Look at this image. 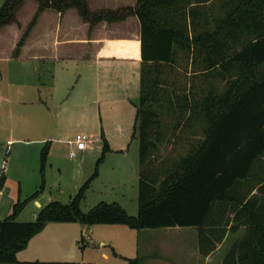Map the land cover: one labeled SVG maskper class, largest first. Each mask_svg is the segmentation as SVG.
<instances>
[{"label":"trees","instance_id":"1","mask_svg":"<svg viewBox=\"0 0 264 264\" xmlns=\"http://www.w3.org/2000/svg\"><path fill=\"white\" fill-rule=\"evenodd\" d=\"M25 1L3 0L0 28L14 23L19 26L16 14ZM33 1L37 8L17 42L14 58L45 10L62 14L75 9L90 26L101 21H122L128 16L138 20L139 96L132 134V139L137 134L139 148L137 215L129 216L116 203L103 202L82 212L80 202L87 182L68 204L50 202L40 207L32 222L15 221L23 204L18 202L12 214L0 221V264H78L17 260L16 255L48 223L121 225L134 231L195 228L203 246L208 243V249H202L203 255L212 253L227 232L235 231L236 207L246 198L237 193L236 182L244 180L253 164L264 157V0H226L224 17L215 29L201 33H193L196 8L212 0H137L134 7L94 13L85 0ZM178 53L195 54L194 61L200 59L202 65L201 73L214 78L234 77L227 79L228 86L220 94L209 90L194 102L184 94L178 98L166 90V69L175 67ZM163 97L166 109H176L178 118L185 116L184 111H191L193 118L203 124V138L177 162L153 172L148 159L154 147L150 137L165 107L159 103ZM103 146L107 151V145ZM47 151L46 143L40 151L41 172ZM96 175L97 167L92 178ZM3 184L0 172V191ZM42 188L43 182L39 191ZM39 191L29 199H35ZM258 247L264 254V242ZM233 250L232 246L224 264H233ZM128 263L137 264V260Z\"/></svg>","mask_w":264,"mask_h":264},{"label":"rangeland","instance_id":"2","mask_svg":"<svg viewBox=\"0 0 264 264\" xmlns=\"http://www.w3.org/2000/svg\"><path fill=\"white\" fill-rule=\"evenodd\" d=\"M225 3L226 0H212L197 7L193 33L212 32L216 23L224 17ZM2 4L3 0H0V7ZM36 8L35 1L26 0L16 14L20 28L15 23L0 28V93L7 92L10 102L9 107L0 103V172L4 175V184L0 191V221L12 214L15 204L23 203L15 221L32 222L40 207L50 202L68 204L86 182L87 188L80 202L82 212H87L103 202L116 203L129 216H136L140 168L137 134L133 139L132 134L139 84L134 65H131V73L124 81L115 79L114 86L110 88L107 96V99L118 102L122 94L127 95L132 104L126 100L127 107L115 105L113 111L109 113L95 107L91 115L87 114L91 120L89 123L79 120L82 114L77 110H61V105L70 99L73 103L78 102L75 95H72L73 82L67 80L62 82L51 97L48 85L50 75L53 74L54 62L48 59L30 60V57L53 56L59 51L52 47L53 41L50 40L53 36L51 30H54L51 26L53 18L51 12L47 11L39 17L20 59L10 58L20 34L31 21ZM194 57L195 54L192 56V53L187 55L178 53L175 67L166 69L169 76L167 92L176 94L178 98L184 94L193 102L204 97L209 90L216 94L222 93L228 86L227 79L230 80L234 76L230 74L224 78H214L212 74L208 76L201 73L200 59L194 61ZM121 83L127 86L121 87ZM164 101L163 97L159 102L165 107L159 117L157 116L156 129L150 137L154 147L150 146L148 159L153 172L177 162L203 138L201 134L203 124L193 118L190 110L184 111L185 116L178 118L176 109L167 110ZM157 107L158 105L154 108ZM103 117L110 122L104 121L103 124ZM56 126L59 131L56 134L51 133ZM105 129L109 136L105 134ZM76 135L86 136L92 143L83 152L76 151L72 157L70 152L74 148L68 141H72ZM107 137H110L113 145H123L127 150L124 157L109 154L110 144ZM57 141L60 144L57 145ZM46 143L47 157L41 172L40 151ZM103 143L107 145V151L103 150ZM50 151L52 156H49ZM95 167L97 175L92 178ZM42 182L43 188L39 191ZM38 191L35 199H29ZM103 228L109 227L94 225L91 228L92 241L98 242L101 236L112 240V233L102 231ZM124 230L130 232L129 229ZM149 232L155 234L153 248L161 252L164 264H203L202 251L208 249V243L203 246L197 229L163 228ZM64 237L67 238L65 254L57 256L39 254L40 257L78 264H86L88 261L93 264L103 263L100 259L102 249L93 245L90 239L84 242L79 235L76 238ZM109 249L110 247L104 248L107 253L110 252ZM224 250L227 251L223 247L212 257V264H222L226 254ZM26 252L29 254L31 251ZM32 255V259L37 257ZM82 260L86 263L80 262Z\"/></svg>","mask_w":264,"mask_h":264},{"label":"crops","instance_id":"3","mask_svg":"<svg viewBox=\"0 0 264 264\" xmlns=\"http://www.w3.org/2000/svg\"><path fill=\"white\" fill-rule=\"evenodd\" d=\"M85 1L89 10L94 13L134 7L137 0ZM47 11L53 15L51 26H53L54 30H51V35L53 36L50 39L53 41L52 47L59 51L53 56L49 55V57L45 58L30 57V60L48 59L54 62L53 74L51 73L50 75V83L48 85L51 89V97L56 93L58 87L62 85V82L65 80L73 82L72 95H75V99L78 102L73 103L70 99L66 102L68 103L67 105L66 103L61 105V110H77L82 114L79 120L89 123L91 120L87 114L90 113L91 115L95 107L97 109L101 108L106 113L113 111L115 105H119L122 108L127 107V101L129 102L127 95L122 94L119 97L121 100L118 102L107 99V96L110 88L114 86L115 79L124 81L129 77L131 65H134V70L137 72L136 80H138L139 84L140 42L137 18L128 16L122 21L113 23L101 21L90 26L89 23L79 17L75 9H69L62 14L52 10H45L42 14ZM37 24L38 21L26 38L19 55L14 58L13 52L24 31L20 34L10 56L11 59H20ZM123 85L124 83L120 84L121 87ZM124 86L127 85L125 84ZM6 94L7 92L0 93V103H4L5 106L9 107L10 102ZM129 103L132 104V101ZM58 117H60L59 113ZM106 118L109 117L106 116ZM104 121L110 122V120H105L103 117V124ZM58 131L59 128L56 126L51 130V133L56 134ZM104 131L109 136L107 130L105 129ZM109 138L107 137L110 144L109 154L124 157L127 150L124 149L123 145H113ZM58 142H56L57 145L60 144ZM69 145L71 144L69 143ZM51 146H53V142ZM83 151L78 152L81 153ZM51 152L49 156H52ZM235 186L237 193L246 196L236 207L235 231L226 233L216 249L204 256L203 264H212V257L223 247L227 249V251L224 250L226 253L222 261V264H224V259L232 249V246L234 248L233 264H260V259H264V254L259 251L258 247L259 242H264V157L257 160L250 168L248 176L244 180L236 182ZM35 204L38 205L36 201ZM102 226L109 227L103 228L102 231H107L109 234L112 233V240L101 236V239L98 242L96 241V243L92 241L91 236V228L93 226L86 227L75 223H48L39 234L30 239L26 249L19 252L16 258L20 262H32L33 260L58 262L59 259H43L44 257H40L39 254L63 255L65 254L64 247L67 245V238L64 236L76 238L79 235L82 241L88 242L90 239L93 245H96L98 249H102L100 254L102 264H129L128 260H137V264H164L161 252L153 248L155 246L153 241L155 234L149 232L152 230L134 231L129 229L130 232H125L124 229H128L125 226ZM111 245L113 249H111ZM106 247H110L109 253L104 250ZM26 251L31 252L26 254ZM31 255H36L37 257L32 259ZM80 262L86 263L84 260ZM87 263L93 264L91 261ZM94 264L98 263L94 262Z\"/></svg>","mask_w":264,"mask_h":264},{"label":"built area","instance_id":"4","mask_svg":"<svg viewBox=\"0 0 264 264\" xmlns=\"http://www.w3.org/2000/svg\"><path fill=\"white\" fill-rule=\"evenodd\" d=\"M9 142H7L8 144ZM74 150H72L70 152V156H74L76 151H82L85 150L87 148V146L92 143L91 140L89 138H87L86 136L83 135H76L75 138L69 142Z\"/></svg>","mask_w":264,"mask_h":264}]
</instances>
